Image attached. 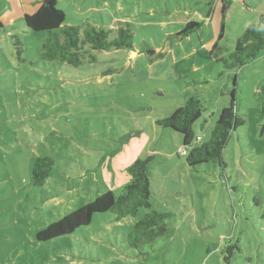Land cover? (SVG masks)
Here are the masks:
<instances>
[{"label":"rangeland","instance_id":"1","mask_svg":"<svg viewBox=\"0 0 264 264\" xmlns=\"http://www.w3.org/2000/svg\"><path fill=\"white\" fill-rule=\"evenodd\" d=\"M229 2L225 9L219 0H58L66 24L130 22L135 33L133 49L96 51L95 61L74 67L44 60L48 33L24 22L42 0H0V264H264V51L218 78L221 58L247 24L264 30V0ZM192 19L202 22V41L199 29L192 42L176 35ZM14 34L24 44L22 59ZM235 79L246 123L225 149L227 167L193 168L183 135L157 120L197 97L205 110L194 130L208 138ZM150 155L151 209L171 214L154 250L142 256L125 244L127 229L151 210L144 207L120 221L96 213L71 234L36 239L105 190L118 197L129 166ZM40 156L54 166L37 187L32 167ZM231 245L239 248L228 251Z\"/></svg>","mask_w":264,"mask_h":264},{"label":"trees","instance_id":"2","mask_svg":"<svg viewBox=\"0 0 264 264\" xmlns=\"http://www.w3.org/2000/svg\"><path fill=\"white\" fill-rule=\"evenodd\" d=\"M223 5L229 0H220ZM206 15L209 17L213 8L208 1ZM264 15L261 16V22ZM27 27L35 31H46L48 35L42 42V58L47 61H60L78 67L85 59L89 62L96 60V51H109L112 49H133L135 33L130 22H120L118 26L106 27L92 22L84 24H66V13L58 6V0L51 3H42L33 13L24 14ZM202 25L199 20H189L185 26L176 33L179 38L188 36L198 30ZM0 26L2 24L0 23ZM225 34V21H221L217 41ZM13 46L19 59L25 52L24 44L18 35H11ZM264 51V30L260 24H250L237 39L235 50L228 56L221 58V78L225 70L239 69L254 60ZM205 82V81H203ZM193 83H201L194 80ZM229 104L219 113L214 128L208 138L195 133V123L202 117L205 107L197 97H191L184 105L173 111L170 115L157 120L162 127L171 128L183 135L184 149H186V162L195 168L198 165L212 163L225 169V149L235 132L246 123V118L240 112L238 99V84L234 80V87L228 91ZM207 119L202 122V127ZM153 156L139 158L127 169L130 181L126 183L122 193L117 197L112 190H105L94 199L88 200L75 210H71L60 218L49 222L37 234L38 241L68 235L82 226H89L94 221L96 213L112 212L114 219L120 221L128 216L137 215L140 208L151 209L152 190L149 179V163ZM54 161L50 156L35 158L32 167L33 185L42 187L51 176ZM171 214L151 209L141 219L130 226L125 233V244L137 250L140 255L148 254V249L154 250L166 236ZM238 246L227 248L233 251ZM226 260L228 257L226 256Z\"/></svg>","mask_w":264,"mask_h":264},{"label":"crops","instance_id":"3","mask_svg":"<svg viewBox=\"0 0 264 264\" xmlns=\"http://www.w3.org/2000/svg\"><path fill=\"white\" fill-rule=\"evenodd\" d=\"M219 2H221V1L219 0ZM207 3H208V2H205V4H207ZM211 15H212V14H211ZM262 15H264V10L261 11V16H262ZM207 19H208V20H209V19L211 20V16H209V17L207 16ZM186 23H187V22H186ZM250 24H251V23H249V24H247V25H250ZM220 25H221V21L219 22V26H220ZM247 27H248V26H246V28H247ZM216 29H217V32L219 33V30H220V29H219V30H218V28H216ZM180 30H181V29H180ZM180 30H179V31H180ZM200 31H201V30H200V28H199V30H198L197 32H198V34H199V39H201V41H202V38H200V37L202 36V34L200 33ZM244 31H245V30H244ZM217 32H216V33H217ZM218 33H217V35H218ZM225 33H226V24H225ZM217 35H216V40H217ZM224 35H225V34H224ZM190 37H191V35H189V36H187V37H185V38H187L189 41H191ZM222 39H223V38H222ZM222 39H221V40H222ZM213 40H215V38H214ZM221 40H220V42H221ZM182 41H183V39H182ZM191 42H192V41H191ZM209 44H210V43H209ZM194 52H195V50H193V51H191V52H187L186 56H189L190 54H192V53H194Z\"/></svg>","mask_w":264,"mask_h":264},{"label":"water","instance_id":"4","mask_svg":"<svg viewBox=\"0 0 264 264\" xmlns=\"http://www.w3.org/2000/svg\"><path fill=\"white\" fill-rule=\"evenodd\" d=\"M54 0H45L46 3H51L53 2ZM228 7V4H225V9Z\"/></svg>","mask_w":264,"mask_h":264},{"label":"built area","instance_id":"5","mask_svg":"<svg viewBox=\"0 0 264 264\" xmlns=\"http://www.w3.org/2000/svg\"><path fill=\"white\" fill-rule=\"evenodd\" d=\"M242 1H243V0H242ZM186 152H187L186 149H184V150H183V153L186 154Z\"/></svg>","mask_w":264,"mask_h":264}]
</instances>
